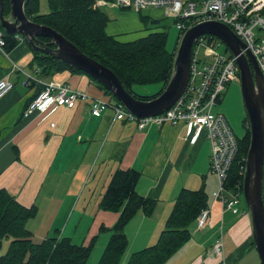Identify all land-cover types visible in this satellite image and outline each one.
I'll list each match as a JSON object with an SVG mask.
<instances>
[{
  "label": "crops",
  "instance_id": "obj_1",
  "mask_svg": "<svg viewBox=\"0 0 264 264\" xmlns=\"http://www.w3.org/2000/svg\"><path fill=\"white\" fill-rule=\"evenodd\" d=\"M99 8L108 17L105 32L118 41H133L148 34H139L147 24L134 11L112 5ZM21 39L10 52L0 54V79L13 84L12 90L0 98V188L23 205L30 204L45 188L61 191L71 198L78 197L70 202L74 204L73 210L79 205L80 211H85L95 200L96 217L87 228L83 243L96 236L98 259L118 218V213L99 207L115 169L139 171L136 191L156 201L151 216L138 210L124 227L125 250L129 256L156 243L182 189L202 188L207 195L206 206L212 207L206 225L199 228L196 218L191 220L186 240L163 264H220L222 261L243 264L246 258L258 264L246 207V211L237 216L223 214L220 202L213 198L216 178L209 168L211 146L205 134L191 141L182 124L149 123L139 129L135 120L114 119L111 109L94 117L89 111L88 99L79 100L74 108L55 105L24 117L22 112L35 92V87L26 83L27 74L35 76V71L31 67V47L23 37ZM49 78L66 81L73 89L91 97L111 100L105 90L84 73L63 70L38 79ZM234 82H240V78ZM227 215L233 218L223 232ZM218 225L222 232V251L215 254L212 247L219 239ZM191 227L193 236L189 231Z\"/></svg>",
  "mask_w": 264,
  "mask_h": 264
},
{
  "label": "trees",
  "instance_id": "obj_2",
  "mask_svg": "<svg viewBox=\"0 0 264 264\" xmlns=\"http://www.w3.org/2000/svg\"><path fill=\"white\" fill-rule=\"evenodd\" d=\"M38 3V0H25L24 12L27 17L55 29L83 53L108 67L133 96L150 99L157 95L138 96L132 90L135 85L160 82L165 87L171 75L175 52L166 50L164 30L150 32L133 41L120 42L105 32L108 17L99 7L94 6V0H48V11L45 13L39 11ZM9 13V1L4 0L3 14L8 16ZM141 13L139 15L144 23H158L159 20ZM0 28L2 29L1 26ZM2 32L5 41L3 48L10 52L19 41L15 34ZM31 51L33 52L31 67H34L36 79L41 76H53L63 70L84 73L51 55L32 48ZM89 77L105 90L112 101H117L99 82ZM41 82L32 80L28 83L29 86L35 87L33 96L43 88ZM244 122H247L246 115ZM237 141L239 148L227 173L226 188L242 180L240 171L245 164L243 158L246 157L249 143L248 129L245 128L243 136L237 137ZM140 176L141 173L132 168H117L111 174L99 201V207L102 210L117 212L119 216L111 227L112 233L97 264H163L186 240L188 223L208 204L207 195L202 188L182 189L156 243L133 252L127 262L122 263L121 255L127 247L125 225L138 210L146 216H151L155 207V200L146 198L136 191ZM35 213V205L24 206L7 190L0 188V249L4 237L13 238L6 253L0 255V264H85L96 236L91 237L89 244L86 245L73 243L68 237L45 238L38 243H32L29 233L24 229V223Z\"/></svg>",
  "mask_w": 264,
  "mask_h": 264
},
{
  "label": "built area",
  "instance_id": "obj_3",
  "mask_svg": "<svg viewBox=\"0 0 264 264\" xmlns=\"http://www.w3.org/2000/svg\"><path fill=\"white\" fill-rule=\"evenodd\" d=\"M112 5L129 9L139 14L146 9L161 10L165 17L173 18L175 26L182 35L188 28L202 22L217 21L230 29L244 43L256 59L264 79V0H94V6ZM15 37L22 40L15 34ZM3 32L0 29V54L6 51ZM223 46V51H220ZM240 71L234 56L225 44L216 36L202 34L192 45L189 76L184 92L165 111L157 115L138 118L127 111L118 101H106L91 97L75 90L66 81L49 79L40 81L27 74L26 83L36 80L43 88L27 103L22 114L29 116L35 111L44 112L52 106L74 108L79 100H90L89 111L94 117L101 116L107 109L113 111L114 119L135 120L139 129L149 123L156 125L182 124L186 136L195 141L200 134H205L210 142V171L217 181L213 192L215 201H219L221 211L241 214L243 201L242 180L230 188L225 187L227 173L239 148L237 136L229 126L226 117L214 108L221 102V94L230 82L239 81ZM13 87L5 79H0V98H3ZM245 158L243 160L245 161ZM240 174L243 178L244 166ZM261 200L264 211V159L261 174ZM212 212L211 206L201 209L196 217L199 228L206 225ZM222 237V235H221ZM215 254L222 251L221 238L213 245ZM220 264H225L222 261Z\"/></svg>",
  "mask_w": 264,
  "mask_h": 264
},
{
  "label": "water",
  "instance_id": "obj_4",
  "mask_svg": "<svg viewBox=\"0 0 264 264\" xmlns=\"http://www.w3.org/2000/svg\"><path fill=\"white\" fill-rule=\"evenodd\" d=\"M10 13L3 14L0 0V26L8 34H17L30 47L58 58L99 82L124 108L138 118L157 115L167 110L184 92L194 40L202 34L218 37L236 56L240 71V91L249 128V143L242 178V193L250 216L252 239L261 264H264V211L261 200V174L264 159V79L256 59L229 26L217 22H202L188 28L180 37L171 75L160 93L150 99H140L122 85L116 74L97 60L79 50L55 29L32 21L24 12L25 0H8ZM40 38H47L44 41Z\"/></svg>",
  "mask_w": 264,
  "mask_h": 264
},
{
  "label": "rangeland",
  "instance_id": "obj_5",
  "mask_svg": "<svg viewBox=\"0 0 264 264\" xmlns=\"http://www.w3.org/2000/svg\"><path fill=\"white\" fill-rule=\"evenodd\" d=\"M39 11L45 13L48 11V0H38ZM129 9H127L128 11ZM132 11V10H130ZM106 12V8H105ZM133 12V11H132ZM141 15L149 16L151 18H158L157 24L148 23L142 29H140L139 34L145 32L163 29L166 33L165 48L169 52H176L178 47L179 30L175 26V21L173 18L165 17L161 10L153 11L151 8L142 11ZM137 23V21H136ZM1 29V28H0ZM2 30V29H1ZM3 31V30H2ZM136 38V37H135ZM220 51H223V46H220ZM13 88V87H12ZM135 94L138 96H153L158 94L163 86L162 83H152V84H141L135 85L133 87ZM12 90V89H11ZM10 90V91H11ZM9 91V92H10ZM8 92V93H9ZM7 93V94H8ZM6 94V95H7ZM108 94L106 97L112 99ZM221 102L218 106L214 108V112H220L225 117L231 127L232 131L237 137H242L245 128L248 129V122H244L245 119V108L242 101L240 82H230L225 91L221 94ZM106 100V99H105ZM113 100V99H112ZM111 101V100H110ZM215 180V178H214ZM215 190L217 189V181L215 183ZM78 197H72L63 193L61 191H47L45 188L39 193L32 201L31 205L24 206H36V213L34 216L29 217L25 220L24 229L29 233V239L32 243H38L43 239L47 238H62L68 237L73 243L82 244L87 235V228L91 225V221L96 217V213L93 210L94 201L89 203V208L85 211H80L79 205L75 210L74 204H70L71 200H77ZM23 205V204H22ZM245 202L244 199L241 202V208L244 210ZM117 213V212H115ZM231 214V212H226ZM236 215L237 214H231ZM119 216V215H118ZM233 218V217H232ZM228 215L224 220V225L222 231L226 232L229 226L228 222L232 220ZM118 219V218H117ZM233 223V222H232ZM231 224V223H230ZM192 227L189 229L191 235ZM209 229V228H208ZM217 237L221 238L222 232L220 231L219 225L217 226ZM86 234V235H85ZM224 234V233H223ZM12 237H4L1 243L0 255H3L8 250ZM90 239H87L84 245L89 244ZM99 241L95 238L91 253L86 264H97L98 262V246ZM257 253V251H256ZM125 254V257L123 256ZM121 255L120 262L125 263L129 259V255L125 250ZM258 264L260 263L258 254H256ZM128 258V259H127ZM127 262V261H126ZM243 264H252L248 258L243 262ZM257 264V262H256Z\"/></svg>",
  "mask_w": 264,
  "mask_h": 264
}]
</instances>
